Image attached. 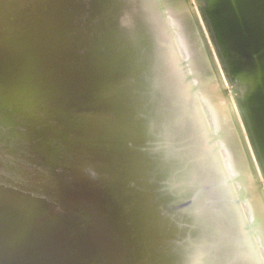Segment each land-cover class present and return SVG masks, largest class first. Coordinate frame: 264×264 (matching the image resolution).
Instances as JSON below:
<instances>
[{
    "label": "water",
    "instance_id": "water-1",
    "mask_svg": "<svg viewBox=\"0 0 264 264\" xmlns=\"http://www.w3.org/2000/svg\"><path fill=\"white\" fill-rule=\"evenodd\" d=\"M18 1L0 0V55L7 49H13L25 36L42 30L45 22L51 19L55 7V0ZM57 1L63 2L70 9H76L71 18L80 23V33L92 34V42L94 36L104 33L100 19L93 16L94 7L90 0ZM8 3H13V8H8ZM43 4L44 8L41 9ZM174 6H167V9L175 12L185 9L180 3H174ZM186 8L191 10L188 4ZM102 16L110 17L101 12L99 17ZM147 29V36L140 32L135 35L142 41L153 35L152 46L147 44V51L153 49L156 54L167 57L165 34L155 31V27ZM134 36L131 35L123 43L125 52L133 47L130 39L135 40ZM125 43L128 45L125 46ZM135 48L134 52L139 53V48ZM92 56L81 57L77 67L67 74L66 93L55 114L29 133L25 143H19V150L27 154L21 156L20 163L32 173V178H24L17 169L14 170L13 165L9 170L0 167V194L7 197L20 194L25 204L28 202L34 206H48L54 199V213H44L49 220L48 224L53 218L57 220L58 212H61L63 221H58V225L50 227L49 231L48 228L36 229L33 234H25L23 240L26 247L20 253V263L19 257L14 256L13 249H10L17 237H0V243H8L6 250L4 245H0V264H132L143 255L148 264H207V254L224 231L221 216L214 211L219 203L210 197L209 176L204 165L198 163L192 173L189 170L188 185L199 186L191 198L184 194L186 190L169 205L158 210L159 216L152 215L150 218H142L134 207L139 205L141 213H153L152 204L156 196L151 189H154L162 176L157 177L155 169V173L150 174L152 170H149L146 173L148 176L138 181L133 177H124L127 171L134 169H131V164L136 160L147 161L148 164V158L151 163L154 160L156 163L163 157L164 160L158 165L164 166L168 161L175 162V153L180 154L178 160L184 162L198 158L193 146H184L192 142L186 138L188 130L184 132L185 128L177 124L180 109L177 92L172 91L177 85L175 77L172 78L175 76L172 70L176 67L173 58L168 59L165 69L162 67L159 79H165V82L158 86L154 84L153 77L145 83L139 79L134 82L131 77L124 83L113 85L102 81L105 69L99 67L100 61ZM110 64H113L112 60H108L105 67ZM168 78L172 80L169 82ZM192 79L187 76L183 81ZM235 89V86L231 89L233 93ZM196 92V87L190 90L191 94ZM137 93L150 95L158 104L159 111L167 117L164 129L172 131L176 137L173 146H163L161 152L151 154L153 146L128 141L136 133L139 119L131 117L129 122L121 116L124 115L123 106L130 101L125 100L126 95L136 96ZM82 97L88 98V101L83 106L77 105ZM7 138L9 136L0 133L1 140ZM1 140L0 158L6 146V143L1 144ZM189 147L192 148L188 149L192 153L190 156L185 150ZM135 171H140V166ZM251 174L253 176L252 170ZM36 177H42L44 185L37 184L34 180ZM127 179H130L132 187L120 195L118 191ZM142 180L148 182L141 186ZM41 186L46 188L49 197L41 191ZM67 198L74 200L70 202ZM5 209L2 206L0 212ZM99 221V230L94 229ZM173 230L178 233L174 234ZM30 241L36 242L35 247L29 244ZM53 245V254L46 257V252ZM108 254H112L111 260Z\"/></svg>",
    "mask_w": 264,
    "mask_h": 264
},
{
    "label": "bare ground",
    "instance_id": "bare-ground-1",
    "mask_svg": "<svg viewBox=\"0 0 264 264\" xmlns=\"http://www.w3.org/2000/svg\"><path fill=\"white\" fill-rule=\"evenodd\" d=\"M90 1H91V5L94 7L93 16L95 15L96 18L100 19L104 27V33L100 35L95 34L96 36L93 35L94 36L93 59L99 60L100 61L99 67L102 66V68L105 69V72H103V74L105 73V75L102 76V81L108 82L113 85H119L121 83H124L125 80H127L128 78L132 77V80L134 82H136L137 79H139L145 83L149 80L150 77H153L154 84L156 86L165 82V79H159V74L162 67L164 68L165 65L168 64L169 61L168 59H171L172 57L169 56L170 57L169 58L166 57L165 55L163 56L162 54L161 55L156 54L153 49L147 51L148 48L147 44L149 45L152 44L151 41L153 35H150V37L148 36L144 41H142V39L140 40V37L135 34H137V32H140L143 33L144 36H147L148 34L145 35L147 33L146 30H148L147 28L158 27L159 26L158 22L160 23L164 22V26H165L164 31H167V29H169L170 27L169 26L170 22L166 21L169 19L168 18L169 10L167 9V6L175 7L173 3L174 0H90ZM19 2L21 1L19 0L17 3ZM180 4H182L183 7L188 4L193 9L186 12L191 16V19H193L192 22H194L193 38L190 37V40L189 38L188 40L191 42L194 41L196 42V44L198 43L201 49L203 50L204 56L207 59V66L209 68V77L211 76L212 79V85H213L212 87L215 86L214 87L215 89H213L214 91H208L204 83L206 77L204 78L202 77L201 80L198 81L199 84L202 86L200 90L202 92L208 93L209 96H211L210 98L214 100L219 99V101L217 102V106L221 108L224 116L226 115L225 120L226 121L228 120V123L231 126V130H229V132L226 131L224 135L226 137L225 139L226 142L224 141V143L225 144L227 143V146H229L228 153H229V157H231L230 161H231V166L233 167L232 169L233 176L231 177L228 175V173L225 172V175H222V179L223 180L225 179V182L228 181L230 178H235L236 180L240 179L241 184L244 185L245 181L248 182L249 180H251L252 178L251 170H252L254 176V179L252 180L253 181L257 180L258 182L255 183L257 185H255L252 182L253 184L252 187L250 185H247L246 193L248 195L254 196V198H252V200H254L252 201V206L255 204L259 206V204L257 203V199H258L257 196L259 195L258 192L262 194L261 196L262 198L264 197V0H181ZM13 5L8 4L7 7L13 8ZM101 12L105 13L106 16L109 14L110 17L108 16L99 17ZM184 17L187 18V15ZM167 22H169V24ZM218 30L221 31L220 35L218 33ZM131 35L132 36L135 35L134 37H136V39L135 40L130 39V43L133 45V47L131 46L132 48L129 52H125L126 49L123 43L127 41V38L129 39ZM177 35H175L176 38ZM98 36H100L99 39H96V37ZM204 36H207L205 37L206 39L204 38ZM169 41L166 43L169 44ZM183 43H184V39L181 38L179 44H183ZM127 45L128 44L125 43V46ZM199 45L197 47H199ZM185 46H188V44ZM122 47H124V49H122ZM135 47L139 48V53L134 52L135 50H137ZM170 47L171 46H169V49ZM172 47L174 48V46ZM173 48L170 50H173ZM169 49L167 50L169 51ZM191 49L193 51H196L195 50L196 47L195 49L191 47ZM198 49L199 52L202 51L200 50V48ZM136 53H138V55L134 57ZM175 54L177 55V53ZM173 56L175 57V55ZM212 56H214V59L212 58ZM178 58L181 57H177L176 59ZM184 58L186 57L184 56ZM108 60H112L113 64H110L109 66L106 65L107 67H105V64ZM182 61L183 59L181 58L179 62L181 63ZM182 74H183V78H182L183 80L189 75L194 76V73H191L189 71H185V73ZM174 77L175 76H173L172 78ZM172 78L171 79L168 78L169 82L170 80H172ZM187 85H188L187 86L188 92L187 90L186 92L189 94V96H191L193 94L190 93V90L196 86V83H194L192 80V82L187 83ZM234 86L236 88L234 91L235 93H233L231 90ZM173 89L174 90L172 91L178 93L177 88L174 87ZM149 96L150 95L148 94L147 96H142L140 93H137L136 96H132L131 94L126 95L125 98L127 99L125 100L127 101L129 99L130 101H127L128 103L123 106L124 110L122 112L124 115H122L121 117H123L124 119H128L129 122H131V117H135V119H139V123L136 126V131H135L136 133L132 135L128 139V141H132V142L137 141L138 143H141L143 145L153 146L151 148L152 151L151 154H155L157 151L161 152L163 146L165 148L166 146L168 148L170 146H173L175 143V141L173 142V139L176 137L174 136L172 131H168L164 129L167 123V117L161 111H159L158 104ZM131 99L134 100L132 101ZM189 100L193 101L191 97L189 98ZM87 101L88 98L82 97L81 99H79V101L76 104L83 106ZM202 122L204 121L202 120ZM205 128L207 129L206 125ZM187 130L188 129L185 128L184 132H186ZM184 132L182 131V133ZM205 134L210 135L211 133L205 132ZM212 137L215 139L217 138L216 136L214 137L210 135V137H207L208 143L210 142L209 140ZM1 141H2L1 144L6 143V146H4L5 153H3V155L0 158L1 160L0 167L9 170L10 166L13 165L14 170L17 169L24 178H32L33 176L32 173L29 172L27 168L20 163L22 158L21 156L23 155L25 156L27 154L19 150L21 146L19 144V141H16L11 137ZM184 146H194V145L191 142L185 144ZM205 146L208 145L205 144ZM188 149H192V148L191 147L185 148L187 152ZM188 153L189 156L190 154H192L191 152ZM161 155L163 156V153H161ZM180 156H181L180 154L175 153V155H173L175 162L173 163V161H168L167 165L164 166L158 165L159 163L161 164L162 161L164 160L163 157L161 158L160 162H156V163H154L155 160L154 162L151 163L149 161L150 159L148 158L147 159L148 164L147 161H143V160H136L137 162H133L131 164V166H133L131 169L133 168L134 169L131 171H127L124 177H128V178L133 177L135 181H138L141 180V178L144 177L146 173L148 174L147 171L149 170H152L150 171V174L155 173L154 172L155 169H156V176L157 177L162 176L160 179H158L157 181L158 183H156L154 189H151V191H154V195L156 196V197L154 196L155 198L152 204L153 206L152 208H154L152 209L153 213H148V212L141 213L142 211H140L138 208L140 207L139 205L134 207V210L136 209L138 211L137 214H139L142 218H146V217L150 218L152 217V215L153 217L156 215L159 216L160 211L158 210H161L163 207L169 205L174 198L180 196L184 191L187 190L184 194H186L187 198H191L194 190L198 189L196 187L199 186L193 184L188 185V179L190 176L189 170L192 173V171L197 167V164L198 163L203 164V161L200 160L199 158H195L192 162L190 161L184 162L178 160V158H181ZM176 161L179 162V164ZM139 166H140V171H135V169ZM162 171L165 174H163ZM215 177L217 178L218 176ZM216 178L214 179L216 180ZM34 180L37 184L44 185L45 181L42 179V177H36ZM225 182L223 185H226ZM258 185L260 186V189H257ZM229 188L231 189V191L228 192L233 193L234 192L233 188H231V186ZM45 189H46L45 187L41 186V191L48 195ZM47 197H49V195ZM237 198L238 197L235 196V194H232V196H230L226 200L228 204L226 205L224 203L225 206L223 207H226V209L229 210L232 207L234 209L237 208L240 217L243 218L244 215L243 208L241 203L238 201L239 199L237 200ZM73 200L74 198L72 199L67 198V201L73 202ZM2 206L6 207V209L0 212V237H4V238H11V236L17 237V240L12 244V247H10V249H13L12 252L14 256L19 257V263L21 260L20 253L26 247V244L23 240L24 238L23 236L25 234L27 233L33 234L35 232L34 230L36 229L45 230V228H48L49 231L51 230L50 227L54 225L55 226L58 225L57 224L59 223L58 221L61 222L63 221V219H61L60 216L61 212H58V215H56V217H58L57 220L53 218V221L50 222V224H48L49 220L44 213L46 211L47 213L50 212L54 213L56 208V200L54 199L52 200V202L48 203V206H44V205L34 206L28 202L25 204L24 199L23 197H21L20 194L9 195L7 197V196H3V193H1L0 210ZM217 207H215L214 209L215 212H219L218 210H216ZM261 212H262V218L259 219L258 221L259 227L257 232L262 238L261 242L264 243V210L261 209ZM82 213L83 211L80 214ZM102 219L103 218H101L100 221ZM42 220H44V222ZM35 221L37 223H34ZM100 221L95 224L94 229H97L100 226ZM225 225L228 224L226 223ZM227 227H229V225ZM244 227L245 225L242 226L241 228L239 227L240 230L238 233V238H239L238 240L240 243H243L244 242L243 240H248V238L251 237V235H248V232L244 229ZM230 228L236 229V227H231V226ZM93 232H94L93 234L96 235V232L95 231ZM173 233L174 234L178 233V231L173 230ZM93 234L92 236H95ZM226 234L227 233L225 232L224 235ZM232 235L233 234H231V236ZM251 239L253 242L252 245L254 246L253 248H255L256 252H258V246L255 240L253 239V235ZM240 243L238 245H240ZM6 244L8 243L7 242L0 243V245L2 246L4 245L3 246L4 250L7 249V247H5L7 246ZM29 244H34L35 247L36 242L30 241ZM232 244L234 243L232 242ZM2 246H0V248H2ZM225 247L226 249H229L228 248L229 246L228 247L225 246ZM49 252L50 251L46 252L45 255L46 257L49 256L50 254ZM236 253L238 254L237 251ZM108 255H109V259L111 260L112 254H108ZM225 255H229V254H225ZM235 255L233 257H235ZM45 256L42 262L44 261ZM226 258L229 259L228 256ZM259 262L261 263L260 260ZM230 264H232L231 260H230Z\"/></svg>",
    "mask_w": 264,
    "mask_h": 264
},
{
    "label": "rangeland",
    "instance_id": "rangeland-1",
    "mask_svg": "<svg viewBox=\"0 0 264 264\" xmlns=\"http://www.w3.org/2000/svg\"><path fill=\"white\" fill-rule=\"evenodd\" d=\"M53 3H55V7L51 13V19L49 22H45L42 30L33 35L25 36L17 42L13 49H7L4 54L0 55V77L2 79V88L0 90V133L19 141V143H25L29 133L34 131L38 126L43 125L49 117H52L55 114L60 101L66 93L65 80L67 74L77 67L81 62V57L84 55L91 57L93 55L92 34L80 33V23L71 18V15H74L76 9H70L61 1L56 2L55 0ZM173 3H181V0H174ZM8 4L13 5V3ZM40 5L41 4H39V6ZM44 5L45 4L42 5L41 9L44 8ZM185 9L186 10L181 9V11L177 10L176 12L173 9H170L168 12L169 19L167 18L168 20H166L170 22V24L167 22L170 26V30L167 29V31H164V22H161L158 24L159 28L156 27L155 31L165 34V42H168L170 39L171 42L169 41V44L166 43V50L169 49V46H171L170 49L174 46L173 50L169 49L170 52L168 50H165V52L168 55L167 57H172L176 64V67L173 68L174 72H172L175 74V80L177 81L175 88L178 89V93L176 94L179 99L178 109H180V116L177 124L181 128H188L186 138H188L189 141H192L194 145L193 148L196 151L198 158L203 161L204 168L209 176L208 189L210 197L217 200L219 203L217 210L222 219V230H225L222 234L223 236H220V239L211 249V252L207 254L205 261L207 264H230V260L232 264H258L260 263V260V264H264V243L261 242L262 238L257 232L259 227L258 221L262 218L261 209L264 210V197H261L262 194L258 192L259 190L256 191L259 194L257 196V203L259 206L256 204L252 206V201H254L252 198H254V196L246 193L247 185L252 187V182L254 184L258 182L257 180H252L254 179L252 174L251 180L248 179V182L245 181L244 185L241 184L240 179L236 180L235 178H230L226 182L225 179H222V175H225V172L228 173L229 176H233V167L231 166L230 161L231 157H229L228 153L229 146H227V143H224L226 139L224 135L226 131L229 132V130H231V126L228 123V120H225L226 115L224 116L221 108L217 106L219 99L214 100L210 98L211 96H209L208 93L200 90L202 86L198 81L201 80L202 77H206L204 83L208 91H214L213 89H215V86L212 87V79L211 76L209 77V68L203 50L198 43L196 44L194 41H189L190 37L193 38L194 22H192L193 19H191V16L186 13L188 12L186 6ZM190 9L193 10L192 7ZM184 13H186L187 18L184 17L186 16ZM92 32L94 34L96 33L94 31ZM218 33L220 35L221 31L218 30ZM175 35H177V38ZM205 37L207 36H204V38ZM181 38L184 39L185 44H179ZM186 43L188 46H185L187 45ZM198 45L199 47H197ZM191 47L194 49L196 47V51H193ZM198 48L202 51L199 52ZM175 53H177V55ZM173 55H175L176 58L181 57L183 61L180 63L179 61L181 58H178V60ZM184 56L186 58H184ZM92 57H94V55ZM212 58L214 59V56H212ZM185 71L194 73V76H189L194 78L192 80L196 83L195 87L197 92L191 96L187 93V83L192 82V80L185 82L182 79V73H185ZM190 97L193 101L189 100ZM202 120L205 123L202 122ZM205 125L207 129L205 128ZM205 132H209L211 133L210 135L214 137L216 136L217 138L215 139L212 137L208 143L207 137H210V135L205 134ZM205 144L208 146H205ZM215 176H218V179ZM214 178H216V180ZM222 180L226 185H223L224 182ZM147 182L148 180L141 181V183L144 184ZM230 186L233 188V193L228 192L231 191L229 188ZM131 187V181L130 179H127V182L124 183V186L118 191V193L122 195V193H126ZM257 189H260L259 185ZM232 194H235V196L238 197L237 200L239 199L238 201L242 205L244 213L243 218L240 217L237 208L234 209L232 207L229 210L226 209V207H223L225 204H228L226 200L232 196ZM226 223L229 227H227L228 225H225ZM244 225V229L248 232V235H251V237L253 235V239L258 246V252L253 248L254 246L252 245L253 242L251 237L248 238V240H243V243L239 242L238 233L240 228ZM230 226L236 227V229L230 228ZM225 232L227 233V236L224 235ZM231 234H233L232 236H237L232 237ZM231 241L234 244H232ZM239 243L240 245H238ZM225 246H229L228 248L230 250L226 249ZM54 248L55 245L51 247L50 255L53 254ZM233 254H236L235 257H233ZM227 256L229 259L226 258ZM132 264H148V261L145 259V255H143L141 258L134 260Z\"/></svg>",
    "mask_w": 264,
    "mask_h": 264
}]
</instances>
